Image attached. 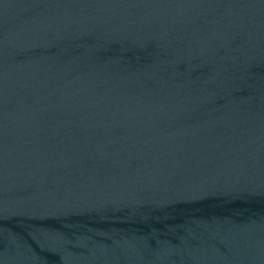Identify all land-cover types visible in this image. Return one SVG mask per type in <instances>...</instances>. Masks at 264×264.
Listing matches in <instances>:
<instances>
[{"label": "water", "instance_id": "95a60500", "mask_svg": "<svg viewBox=\"0 0 264 264\" xmlns=\"http://www.w3.org/2000/svg\"><path fill=\"white\" fill-rule=\"evenodd\" d=\"M0 264H264V0H0Z\"/></svg>", "mask_w": 264, "mask_h": 264}]
</instances>
